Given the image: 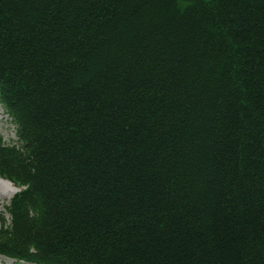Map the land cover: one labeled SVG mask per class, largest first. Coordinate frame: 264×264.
Segmentation results:
<instances>
[{
	"label": "trees",
	"instance_id": "trees-1",
	"mask_svg": "<svg viewBox=\"0 0 264 264\" xmlns=\"http://www.w3.org/2000/svg\"><path fill=\"white\" fill-rule=\"evenodd\" d=\"M0 255L264 264V0H0Z\"/></svg>",
	"mask_w": 264,
	"mask_h": 264
},
{
	"label": "rangeland",
	"instance_id": "rangeland-1",
	"mask_svg": "<svg viewBox=\"0 0 264 264\" xmlns=\"http://www.w3.org/2000/svg\"><path fill=\"white\" fill-rule=\"evenodd\" d=\"M0 145H2L5 148L19 146L18 137L16 133V126L13 124V121H11L10 117L7 115L5 108L1 103H0ZM1 180L7 182L8 184L2 183ZM19 189L21 190V188L16 187L10 181H7L6 179L0 177V225L4 224V228H7L10 224V216L6 212L5 208L9 204V201L12 199L14 194L18 192ZM0 264H21V263L13 259L6 258L4 256H0ZM22 264H28V263L23 262Z\"/></svg>",
	"mask_w": 264,
	"mask_h": 264
},
{
	"label": "bare ground",
	"instance_id": "bare-ground-1",
	"mask_svg": "<svg viewBox=\"0 0 264 264\" xmlns=\"http://www.w3.org/2000/svg\"><path fill=\"white\" fill-rule=\"evenodd\" d=\"M1 182H2V183H6V184H8L7 182H5V181H3V180H1ZM12 188H13V187H12ZM12 192H13V191H12ZM10 194H11V193H10Z\"/></svg>",
	"mask_w": 264,
	"mask_h": 264
}]
</instances>
